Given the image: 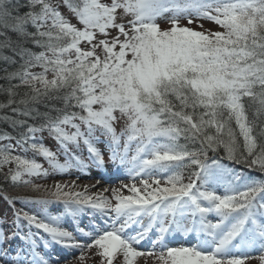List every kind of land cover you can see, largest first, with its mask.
Wrapping results in <instances>:
<instances>
[{
	"label": "snow or ice",
	"instance_id": "6c2138e0",
	"mask_svg": "<svg viewBox=\"0 0 264 264\" xmlns=\"http://www.w3.org/2000/svg\"><path fill=\"white\" fill-rule=\"evenodd\" d=\"M0 199V264H264V0H0Z\"/></svg>",
	"mask_w": 264,
	"mask_h": 264
},
{
	"label": "rangeland",
	"instance_id": "374dc122",
	"mask_svg": "<svg viewBox=\"0 0 264 264\" xmlns=\"http://www.w3.org/2000/svg\"><path fill=\"white\" fill-rule=\"evenodd\" d=\"M73 23H76L75 19L72 20ZM182 24H187V21H182ZM162 28L170 27V25L164 21H160ZM199 24H203L204 29H215V25L211 24L207 21H194L190 27H192L194 30H203L198 27ZM46 143L50 145V141L46 140ZM47 165H45L46 167ZM77 174L73 173L71 176H65L63 177L64 180L70 181L71 179H75V176ZM103 176V178H101ZM61 177L56 176L55 178L48 179L47 181H43L40 183H46L48 186H51L56 180H60ZM97 180H99V184L97 185V188H103V187H110V186H118L120 182H127V177L125 175L118 176L117 174L112 173L111 168H109L107 173L98 172L96 170L92 171V174L90 176H81V178L77 181L80 185H93L97 184ZM96 189H93L95 191ZM85 224L87 223V219H85ZM139 247V246H138ZM95 252V249L89 251L86 255L89 257L87 264H98L100 257L93 255ZM122 257H118L117 260L114 261V264H120V260ZM137 264H145V258L140 257L137 259ZM147 264H152L151 258L148 259ZM249 264H258V261L252 260L249 261Z\"/></svg>",
	"mask_w": 264,
	"mask_h": 264
},
{
	"label": "trees",
	"instance_id": "16d2710c",
	"mask_svg": "<svg viewBox=\"0 0 264 264\" xmlns=\"http://www.w3.org/2000/svg\"><path fill=\"white\" fill-rule=\"evenodd\" d=\"M50 141V146H54V141H52L51 139H48ZM39 159V158H38ZM42 162V161H41ZM46 165V164H45ZM237 168H243L242 165H237L236 166ZM245 171H247V169H244ZM251 175H255V176H259L260 174L259 173H249ZM51 179V178H49ZM38 183L40 182H43V180H38L37 181ZM11 194L13 195H25V196H34L35 194L32 193L30 190L28 189H25L23 187L19 188V189H16V190H13L11 188H8L7 189ZM19 206V205H17ZM7 208V205L4 203V201L2 199H0V210H3V209H6ZM53 211H55V207H53Z\"/></svg>",
	"mask_w": 264,
	"mask_h": 264
}]
</instances>
